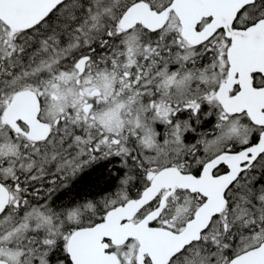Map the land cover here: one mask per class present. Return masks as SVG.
I'll use <instances>...</instances> for the list:
<instances>
[{"label": "snow or ice", "instance_id": "6c2138e0", "mask_svg": "<svg viewBox=\"0 0 264 264\" xmlns=\"http://www.w3.org/2000/svg\"><path fill=\"white\" fill-rule=\"evenodd\" d=\"M0 264H264V0H0Z\"/></svg>", "mask_w": 264, "mask_h": 264}]
</instances>
